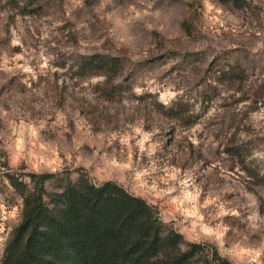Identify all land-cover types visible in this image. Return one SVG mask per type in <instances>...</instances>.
<instances>
[{
	"label": "rangeland",
	"instance_id": "374dc122",
	"mask_svg": "<svg viewBox=\"0 0 264 264\" xmlns=\"http://www.w3.org/2000/svg\"><path fill=\"white\" fill-rule=\"evenodd\" d=\"M10 177L114 183L191 264H264V0H0V264Z\"/></svg>",
	"mask_w": 264,
	"mask_h": 264
},
{
	"label": "trees",
	"instance_id": "16d2710c",
	"mask_svg": "<svg viewBox=\"0 0 264 264\" xmlns=\"http://www.w3.org/2000/svg\"><path fill=\"white\" fill-rule=\"evenodd\" d=\"M38 179L44 184L51 176ZM10 184L23 211L1 264H191L205 251L196 244L180 250V235H162L146 202L114 183L80 181L57 194L12 177ZM216 256L206 251L202 264Z\"/></svg>",
	"mask_w": 264,
	"mask_h": 264
}]
</instances>
